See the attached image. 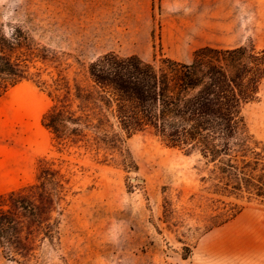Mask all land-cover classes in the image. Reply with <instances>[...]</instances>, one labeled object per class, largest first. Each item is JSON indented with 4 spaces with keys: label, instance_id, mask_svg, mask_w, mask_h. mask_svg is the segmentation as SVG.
I'll use <instances>...</instances> for the list:
<instances>
[{
    "label": "rangeland",
    "instance_id": "rangeland-1",
    "mask_svg": "<svg viewBox=\"0 0 264 264\" xmlns=\"http://www.w3.org/2000/svg\"><path fill=\"white\" fill-rule=\"evenodd\" d=\"M0 27L22 28L38 48L63 55L72 79L108 52L189 63L203 47L264 50V0H0ZM50 104L32 82L0 98V194L32 183L39 159L69 178L58 233L29 264H264V199L225 200L242 210L204 232L205 213L191 199L206 175L197 155L150 133L122 138V156L60 148L41 125ZM243 116L264 152V80ZM165 200L175 226L163 220ZM0 264L21 263L0 250Z\"/></svg>",
    "mask_w": 264,
    "mask_h": 264
},
{
    "label": "trees",
    "instance_id": "trees-1",
    "mask_svg": "<svg viewBox=\"0 0 264 264\" xmlns=\"http://www.w3.org/2000/svg\"><path fill=\"white\" fill-rule=\"evenodd\" d=\"M65 64L63 55L38 48L22 28L0 27V98L22 82L46 90L51 104L41 125L60 148L122 156V138L150 133L169 148L197 155L196 168L206 175L201 194L191 199L197 197L205 213L204 232L242 210L225 200L264 199V152L243 116L264 80V50L203 47L189 63L108 52L72 79ZM48 68L55 75L48 72L46 80ZM69 190V178L39 159L32 183L0 194V250L6 258L29 264L45 241L54 240ZM177 219L165 200L164 222L175 226Z\"/></svg>",
    "mask_w": 264,
    "mask_h": 264
}]
</instances>
